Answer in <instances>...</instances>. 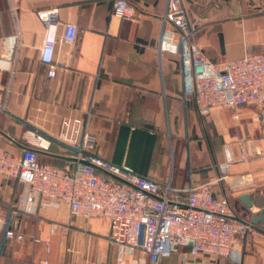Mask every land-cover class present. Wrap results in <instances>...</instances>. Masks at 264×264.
<instances>
[{"label": "crops", "instance_id": "crops-1", "mask_svg": "<svg viewBox=\"0 0 264 264\" xmlns=\"http://www.w3.org/2000/svg\"><path fill=\"white\" fill-rule=\"evenodd\" d=\"M112 1L0 0V147L19 155L41 140L39 159L65 166L89 135L85 153L139 176L182 194L207 185L251 228L226 258L200 253L184 262L180 247L161 264H264V104L239 108L238 118L220 107L200 115L186 91L178 32L161 18L164 0H127L137 20L114 17ZM182 7L209 60L264 53V0H182ZM49 8L78 28L73 42L55 47L54 77L39 60L44 26L36 12ZM242 140L254 154L247 162L238 159ZM227 154L232 163L223 170ZM8 229L22 238H6ZM44 261L148 264L140 249L111 239L107 220L72 214L65 203L43 205L0 174V264Z\"/></svg>", "mask_w": 264, "mask_h": 264}, {"label": "built area", "instance_id": "built-area-1", "mask_svg": "<svg viewBox=\"0 0 264 264\" xmlns=\"http://www.w3.org/2000/svg\"><path fill=\"white\" fill-rule=\"evenodd\" d=\"M164 2L161 18L178 32L186 91L193 95L199 114L204 116L210 108L220 107L238 118L239 108L264 104V53L209 60L195 42L197 27L188 19L182 0ZM112 14L120 20L139 18L127 0H113ZM36 15L44 26L39 60L47 66L48 77H54L55 47L60 42H73L78 28L61 23L58 8L39 10ZM60 24L62 33L58 34ZM32 145L19 155L0 147V174L27 186L43 205L65 203L72 214L107 220L111 239L119 247L140 249L148 264H161L180 247L187 248L181 253L184 262L200 253L226 258L237 236L251 228L248 222L234 219L228 200L213 197L207 185L189 188L182 194L169 183L139 176L92 152L85 153L84 148L92 146L89 135L75 156L74 167L42 163L35 148L47 147L41 140ZM238 146L240 161L247 162L254 156L249 141L242 140ZM231 163L227 154L221 169ZM33 198L30 195L27 200ZM4 236L22 238L12 229L5 230Z\"/></svg>", "mask_w": 264, "mask_h": 264}, {"label": "water", "instance_id": "water-1", "mask_svg": "<svg viewBox=\"0 0 264 264\" xmlns=\"http://www.w3.org/2000/svg\"><path fill=\"white\" fill-rule=\"evenodd\" d=\"M259 221L263 222V227H264V209L261 211L260 216L258 217Z\"/></svg>", "mask_w": 264, "mask_h": 264}, {"label": "trees", "instance_id": "trees-1", "mask_svg": "<svg viewBox=\"0 0 264 264\" xmlns=\"http://www.w3.org/2000/svg\"><path fill=\"white\" fill-rule=\"evenodd\" d=\"M41 161V160H40ZM42 162V161H41ZM42 163H44V161L42 162ZM71 165H72V167H74V164L73 163H71ZM56 166H58V167H63L64 165H56Z\"/></svg>", "mask_w": 264, "mask_h": 264}]
</instances>
